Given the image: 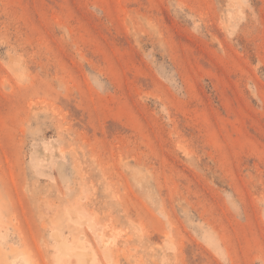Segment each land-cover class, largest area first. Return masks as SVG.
I'll return each instance as SVG.
<instances>
[{
  "label": "rangeland",
  "instance_id": "obj_1",
  "mask_svg": "<svg viewBox=\"0 0 264 264\" xmlns=\"http://www.w3.org/2000/svg\"><path fill=\"white\" fill-rule=\"evenodd\" d=\"M74 263L264 264V0H0V264Z\"/></svg>",
  "mask_w": 264,
  "mask_h": 264
},
{
  "label": "bare ground",
  "instance_id": "obj_2",
  "mask_svg": "<svg viewBox=\"0 0 264 264\" xmlns=\"http://www.w3.org/2000/svg\"><path fill=\"white\" fill-rule=\"evenodd\" d=\"M81 216H79V218H80ZM80 220H81V218H80ZM92 226V225H91ZM94 226V225H93ZM54 236H55V234H54ZM60 237V236H59ZM69 242V241H68ZM115 242H116V240H115ZM68 247V246H67ZM74 247V246H73ZM77 249V248H76ZM72 250V249H71ZM81 254V253H80ZM80 254H77L78 256H80ZM85 254V253H84ZM83 254V255H84ZM75 256V255H74ZM87 256V255H86ZM86 256H84V257H86ZM81 260V259H80ZM66 261V260H65ZM74 262H76V260L74 259L73 260ZM72 262V261H71ZM74 264H76V263H74Z\"/></svg>",
  "mask_w": 264,
  "mask_h": 264
}]
</instances>
